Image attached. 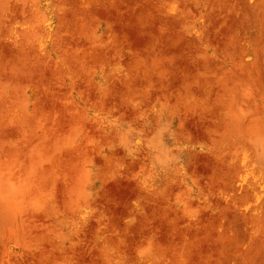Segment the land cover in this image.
<instances>
[{"label":"rangeland","instance_id":"1","mask_svg":"<svg viewBox=\"0 0 264 264\" xmlns=\"http://www.w3.org/2000/svg\"><path fill=\"white\" fill-rule=\"evenodd\" d=\"M0 264H264V0H0Z\"/></svg>","mask_w":264,"mask_h":264}]
</instances>
